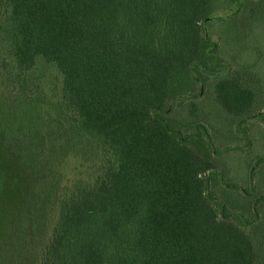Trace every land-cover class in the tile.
Here are the masks:
<instances>
[{"label":"trees","instance_id":"obj_1","mask_svg":"<svg viewBox=\"0 0 264 264\" xmlns=\"http://www.w3.org/2000/svg\"><path fill=\"white\" fill-rule=\"evenodd\" d=\"M260 23L264 0H0V264H264V156L227 190L215 164L218 119L247 146L264 120V44L233 73L216 34L238 54Z\"/></svg>","mask_w":264,"mask_h":264},{"label":"rangeland","instance_id":"obj_2","mask_svg":"<svg viewBox=\"0 0 264 264\" xmlns=\"http://www.w3.org/2000/svg\"><path fill=\"white\" fill-rule=\"evenodd\" d=\"M233 8V6H232ZM221 17V14H216V16L211 19V22L209 23L210 25H208V31L210 33H217L218 32V27L220 29H223V27L220 25L221 23L219 22V18ZM212 28V29H211ZM224 30V29H223ZM221 30L220 35L216 34L217 37H220L219 40V44H220V48H221V57L224 58L225 61L228 62V66L233 70L234 72H242V64H246V65H250V66H257L260 63H255L254 61L251 62L252 60L250 58V53H254L257 55V57H259L261 55L262 52V47L264 44V23H260L259 25L255 26L254 29L248 33L247 39L243 40V44L241 45L242 47V51L238 54L233 53V47H236V44L231 45L232 42L236 43L238 41V38L235 36L234 33H232L231 31H223ZM212 33V34H213ZM216 38V36H214ZM217 39V38H216ZM231 41V42H229ZM261 51V52H260ZM249 55V57H248ZM248 59V62L245 63V60ZM257 62V61H256ZM258 64V65H256ZM261 71L264 73V69H261ZM38 73L40 75H43V80H45V82H48L50 88L55 85V83H59L58 81V77L59 74L57 73V70L50 65H46L43 66L41 69H38ZM260 75V74H259ZM261 76V75H260ZM249 81V80H248ZM211 86L212 82L210 83ZM212 88V87H211ZM210 88H208L209 90ZM207 90V92H208ZM262 98V100H260L261 102H259L257 104V110L260 112L259 114L264 115V93H262V95L260 96ZM196 105L198 106V116L197 119L198 120H202V117L205 116H211L213 114L212 111H209V108L211 105H209L208 101L206 102L205 99V104L203 105L200 102H196ZM211 114V115H210ZM194 118H191L192 120H196ZM204 118V117H203ZM219 123H218V127L216 129V135L215 138L217 140H215L216 145H217V151L218 152H222L227 150V149H232L231 152L225 151L224 154L220 157H216L215 160V164H216V169L221 173L226 172L225 170V164L227 163V165L230 166V168L232 169L231 174L229 173V175H231V177L228 176V173H226L225 176H223V179L220 178V180L218 178H216L217 180V187H219V185H223L224 186V190H227V185L229 183H235L238 180H241L233 175L237 174L239 171L241 172L245 167V173L247 172V166L250 164H254L257 165V162L259 161L260 157L264 156V120L262 119V117L259 115L258 117H255L254 119H252L251 121L248 122L247 125H249V137L250 139L253 141V144L251 146H247V144L245 143V137L243 139L242 134L239 133V131L232 133L233 136L230 137L232 134L229 131L228 128V123L224 122L225 119L221 118L218 119ZM220 122H224L222 124H220ZM208 128L211 129V126L208 125ZM185 132L187 133H191L193 132L192 129L189 127L188 129L185 128L183 129ZM235 147H239L241 150H233V148ZM224 148V149H222ZM260 171L258 170L257 175L255 176V183L258 184L260 183V185L262 186V188H264V182H263V178H264V163L262 165H260ZM67 169L69 171V174L67 175V178L65 179V182H67L68 180L74 178L77 174H79L80 171L84 170L85 168H83L82 163L79 162L76 164V162H72V160L68 163L67 165ZM76 169V170H75ZM74 171V173L72 172ZM233 174V175H232ZM247 175V174H246ZM241 181H248V180H241ZM223 182V183H222ZM249 186V187H248ZM246 189L247 188H251L250 185L245 186ZM264 191V190H263ZM258 196V195H257ZM256 196L252 199L255 201ZM264 204V203H263Z\"/></svg>","mask_w":264,"mask_h":264}]
</instances>
